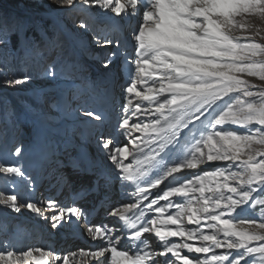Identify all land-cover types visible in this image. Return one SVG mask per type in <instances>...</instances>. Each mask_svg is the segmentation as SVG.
I'll use <instances>...</instances> for the list:
<instances>
[{
    "label": "snow or ice",
    "instance_id": "6c2138e0",
    "mask_svg": "<svg viewBox=\"0 0 264 264\" xmlns=\"http://www.w3.org/2000/svg\"><path fill=\"white\" fill-rule=\"evenodd\" d=\"M56 2L66 6L74 4V0ZM94 3L120 17L121 24L137 20L132 29L134 55L131 59L125 55L124 65L116 70L118 73L124 66H132L126 69L129 82L124 87L127 96L123 107L125 110L133 107L134 96L149 102V107L143 109L145 113L155 105L154 111L159 115L153 123L143 125H130L126 117L119 128L151 130L158 139L147 143H157L158 148L138 161V168L132 169L123 163L129 155L127 147L111 149L113 140L103 142V148L111 152L108 159L116 166L119 178L136 186V199L111 210L110 215L121 222L114 230L102 226L88 229L93 240L103 241L96 250L81 249L78 254H71V261L68 256L61 258L40 249L19 255L6 251L0 253V264H27L33 251H39L41 256L36 264H51L53 257L55 261L62 259L63 264H175L169 253L180 264H241V261L249 264L246 257L253 254H260V264H264V243L249 246L253 241L264 242V219L256 221L242 216L243 206L250 202L253 208L257 204L264 206V199L252 196L258 191L256 186L264 192V87L242 78L255 77L264 82V43L256 39L264 40V35L258 27L249 33L252 26L246 22L250 17L264 20V0H94ZM111 19L106 17L108 21ZM80 27L87 28V24L82 23ZM234 31L245 35L234 36ZM6 39L10 37L5 29L0 33V43ZM104 42L110 45L113 40L105 36ZM116 45L119 50L118 37ZM115 56L113 52L103 66L109 68ZM153 75L157 79L143 87L147 83L144 77ZM26 79H12L7 83L22 84ZM154 91L155 95H150ZM164 93H169L170 98L160 101L157 97ZM134 108L133 115L142 110L140 104ZM84 115L103 120L93 111H86ZM130 143L138 147L135 140ZM254 145L261 147L254 148ZM21 151L15 149L17 155ZM176 153L179 155L175 159L162 163ZM213 161L230 164L183 178L176 175ZM151 169H158L156 175L142 180ZM0 173L21 178L25 175L21 167L7 163L0 164ZM164 181L168 183L159 188ZM151 189L158 191L153 194ZM225 191L232 195L225 196ZM149 196L153 198L149 200ZM173 196L186 199L174 203L169 200ZM160 200L168 201L167 205L158 206ZM145 201L148 202L145 204ZM0 204L17 212L21 207L34 213L41 211L32 203L19 202L16 195L0 196ZM172 208L176 211L168 212ZM220 208L224 211L217 212ZM64 211L78 219L81 215L73 207L62 210L53 219L59 222ZM222 216L229 218L221 219ZM185 220L188 225L198 227L185 229ZM202 222L211 229L210 233L199 227ZM238 224L246 227L238 229ZM52 226L55 228L57 224ZM145 234H152L159 243ZM172 237L183 240L170 241ZM188 241L210 243L194 246ZM221 247L236 251L216 254L214 249ZM181 249L213 254L203 259L189 258L181 255Z\"/></svg>",
    "mask_w": 264,
    "mask_h": 264
},
{
    "label": "rangeland",
    "instance_id": "374dc122",
    "mask_svg": "<svg viewBox=\"0 0 264 264\" xmlns=\"http://www.w3.org/2000/svg\"><path fill=\"white\" fill-rule=\"evenodd\" d=\"M106 17H111V21L106 20ZM246 22L252 26L249 33L258 27L261 34L264 35V20L250 17ZM82 23L87 24V28H81ZM136 25L135 18L121 24L120 17L101 9L94 3V0L92 2L74 0L73 6L59 5L56 0H0V33L6 29L7 36L10 37V39H6V42L0 43V164L7 163L21 167L25 174L21 178L5 176L0 173V196L16 195L19 202L32 203L40 208L39 206L44 203L42 194L47 196V193L43 191L45 187L42 183L48 180V174L43 175L42 172H44L45 163H49L52 157H55L52 159L54 163L58 158L62 161L61 166L54 164L55 167L51 168L60 174L57 176L58 180L51 179L56 190H60L58 198L49 201L55 205L63 193L67 192L68 194L74 188L72 182L64 178V174L68 171L64 172L65 168L70 169L74 163H70L67 157H74V154H77L75 148L67 142L73 143L76 148L81 146L86 149L90 154L82 153V156L86 155L91 161L92 155H95L96 160L100 164H104L105 170L109 172L113 171L111 168L113 163L108 159L111 152L102 146L104 141L127 138L125 143L131 152L150 147L152 153L153 149L158 148L157 143H147L149 140L158 139L151 130L126 131L119 128L117 131L115 126L126 117L129 119L130 125L134 123L151 124L159 115L154 111L155 105L151 106L152 110L145 113L143 109L149 107V102L134 96L132 97L133 107L128 110L123 107L127 96L124 87L129 82V72L126 69L132 66L126 65L124 70L118 73L116 70L118 66L124 65L125 55L129 59L134 55L132 29ZM232 35L242 37L245 33L234 31ZM24 36H27L28 40L23 39ZM105 36L112 39L113 43L106 44ZM117 37L120 43L119 50L116 45ZM256 39L260 43H264V40H259V37ZM113 52L116 53V56L112 58L110 67L105 68L103 65ZM146 71L151 70L146 69ZM50 73H54V75ZM25 77L27 79L22 84L7 83L8 80L25 79ZM242 78L257 87H264V82L255 77L245 76ZM144 79L147 83L143 87L146 88L157 77L155 75L145 76ZM158 89L159 82L156 84V90ZM150 95H155V91ZM117 96H120L117 100L118 103L115 102ZM157 98L163 101L165 98H170V94L164 93ZM108 101H111L118 109L117 114L122 112L120 117H117L118 122L116 123L109 121L110 115L105 109ZM136 104H140L142 110L133 115ZM86 111L101 112L98 114L103 117V120L97 121L85 116ZM196 123L199 125V121ZM226 127L235 126L226 125ZM132 140L136 141L138 147L132 146L130 143ZM253 147L260 148L261 146L254 145ZM16 148L22 150L21 154L15 153ZM110 148L114 149L112 144H110ZM67 150L72 151L68 152ZM181 151H183L182 146ZM176 155L179 153L166 157L162 163H168L169 160L175 159ZM75 157L79 158L80 154L78 153V156ZM75 162L81 164L80 160ZM67 164L69 165L67 166ZM90 164L92 163L89 162L88 166ZM229 164L230 162L213 161L211 164L201 165L197 169H184L176 175L183 178L185 175L201 173L202 170L212 171L218 167H228ZM114 167L116 168L115 165ZM48 172L50 176L54 175L52 171ZM61 176H63L62 179ZM114 180L117 197L121 194V182L119 179ZM86 183L87 181L82 182L84 185ZM167 183L168 181H164L159 188H164ZM68 186H70V190L67 189ZM256 187H258V191L252 196L264 199V192L259 191V186ZM52 193L51 191L50 194ZM224 195L232 194L225 191ZM185 199L180 196L169 198L174 203L183 202ZM35 200L36 203L38 202V206L35 204ZM64 201L56 204L55 208L63 206L65 209H70L73 207ZM250 203L243 206L245 208V212L242 214L243 218L256 221L264 219V215H262L264 206L257 204L253 208ZM174 209H168V212H175L176 209ZM221 211L224 209H217V212ZM106 212L107 210L104 214ZM108 213L106 214L108 215ZM37 214L39 213L31 212L27 207H21L17 212L0 204V253L14 251L19 255L22 252L35 249L54 254L57 252L41 246L39 235L41 228H45L46 224L45 222L42 224L36 222L37 220L43 221ZM228 218V216L221 217V219ZM32 223L36 226H30ZM208 223L215 222L208 221ZM168 227L175 228L174 225ZM183 227L196 229L198 226L188 225L185 220ZM199 227L206 234L211 232V229L207 228L203 222ZM240 227L246 226L238 224L237 228ZM38 230L40 231L38 232ZM218 238L223 239L222 236ZM172 239H180L178 242L183 240V238L177 237H172ZM156 243L159 242L156 241ZM188 243H197V246H200L202 243L210 242L188 241ZM258 243L264 242L253 241L249 246ZM159 250L162 249L157 251ZM180 251L182 256L199 259H203L206 255L210 257L213 254L212 252L207 254L188 252L186 249ZM235 251L226 247L214 249L216 254L235 253ZM33 252L36 254L35 261L40 260L39 251ZM168 256L176 264H180V261L171 257L170 253ZM246 259L249 264H260L262 258L260 254H253L252 257H246ZM27 264H31V261L29 260ZM241 264L244 262L241 261Z\"/></svg>",
    "mask_w": 264,
    "mask_h": 264
},
{
    "label": "bare ground",
    "instance_id": "6f19581e",
    "mask_svg": "<svg viewBox=\"0 0 264 264\" xmlns=\"http://www.w3.org/2000/svg\"><path fill=\"white\" fill-rule=\"evenodd\" d=\"M119 98H120V96H117V99L115 100L116 103H118L117 100H119ZM105 109L108 112V114L110 115L109 121H112L115 123L118 122L117 117H120L122 112L117 114L116 112L118 109H116V107H114V104H112L111 101H108V104L105 105ZM98 113H101V112H98ZM103 116H105V114H103ZM119 124H117V123L115 124L117 131L119 129ZM112 140L114 141V143L112 144L113 147H116V146L128 147V146H126V143H125L128 140L127 138H124V139H116L115 138ZM80 148H82V147H80ZM77 151L80 154V157L79 158L76 157V161L80 160L81 164L79 165V164H76L78 162L70 161V163L74 162L73 167H75L74 164H76V167L73 169V167L70 166V169L65 168V170H64V172L66 170H68L67 173L64 174L65 175L64 178L71 181L74 188H73V190L68 192V194H67V192L63 193V196L60 197V200L55 202V205L64 201V197H65L64 202H66L70 205H73V207L77 208L78 211L81 212L80 210H82L83 208H80V204L84 205V202H86V199H89V203L93 202L90 205V207H88L89 209H91L90 210L91 213H96L95 209L98 206V204L100 206L99 212L94 217H86L85 224H83L82 226L80 225L82 222H84L81 220L82 215H80V217L78 219L76 216L69 215V213L67 211H64L62 218L59 220V222H57L56 220L53 219V217L60 216L61 211L66 210V209L63 206L55 208L56 206L53 203L49 202L51 200L57 199L59 196V192L57 193L54 191L55 190L54 188H51L49 193H47V197H45V199L43 197V202H44L43 204L45 206H43V205L39 206L40 207L39 209H41V212H39V214H37L38 216H41L43 221H41V220L36 221V222H39L41 224L45 222V224H46V227L42 229L44 239L41 241V243H42L41 246L42 247L45 246L47 248L55 250L54 252L57 251L55 253V256H59L61 258H63L64 256H68L70 261L72 260L71 254H73V253L78 254L81 249H83V250H96L99 246L102 245L103 241L101 239H96V240L92 239V235L88 231L89 228L95 229V227L102 226V227H106L108 229L114 230L118 226V224L121 222L118 221L117 217H113V216L109 215L110 213L107 215L106 213L111 212V210L114 207H120L124 204L134 202L136 199V186L134 184H129V182H127V181L121 180L119 178V175H118V170L114 167L113 164H112L113 167H111V168H113L112 172L106 171L105 170L106 167L104 168L103 164H98L99 171L97 172V175L94 176L93 178L89 179V181H92L90 189H87V188L85 189L83 187V189L85 191L84 190L80 191L83 179L86 178V170L88 171V169L91 166L92 167L95 166V169H96L97 164H95V161H94V158H96L95 155H93L91 157L92 161L86 155L82 156V153L88 152V151H86V149L84 150L82 148V149L77 150ZM128 151H129V155L127 156L126 159H123V163L125 165L130 166L132 169H136L139 167V164L137 162L143 161L145 159L146 154H151L150 147L149 148H146V147L141 148L139 150H134L132 152H131V149L130 150L128 149ZM53 158H55V157H52V159ZM70 158H72V157H70ZM52 159L49 161V163L56 165L57 163L62 162V161H60V158H58L57 162H55V163ZM96 161L99 162L98 160H96ZM89 162L92 163V164H90V166H88ZM69 164H67V166ZM157 171H158V169H151L148 172V175L146 177L142 178V180H147L148 178L155 176ZM58 175H60V174H58ZM58 175H51V177L56 179ZM116 176H118V177H116ZM62 177L63 176H61V179H62ZM114 179H119L121 182V184H120L121 185V189H120L121 194H119V196H117V197L115 195L116 194V188L114 186V183H115ZM94 183H98L99 185H102L101 189L99 191V192H101V193H99L100 194L99 196H96L94 194ZM88 185L89 184H86L85 187ZM117 187H118V185H117ZM67 189L70 190V186H68ZM113 189H114V192H111ZM51 191L53 193L55 192L56 195L53 193L50 194ZM150 191H153V194H155L158 191V189H151ZM50 196H51V198H50ZM97 197H98V201H99L98 203H96V201L94 200V198H97ZM152 197L153 196H150L149 200H151ZM147 202L148 201H145L144 203L146 204ZM37 203L35 200V204H37ZM167 203H168V201L161 200L160 202L158 201V206H161L163 204L166 206ZM37 206H38V204H37ZM44 207H47V208L43 209ZM73 207H71V208H73ZM108 207H111V208L104 214V211ZM153 214L154 213H150V215H153ZM62 220H65L66 222L62 221ZM48 223H50V224H48ZM54 223L57 224V226L55 228L52 226ZM30 226L33 227V226H36V224L32 223ZM82 227L86 228L85 234L83 236L88 240L86 243L82 242V240H83V237L81 235L82 233H79V235L77 234V237L79 239L74 238L75 236L72 235V233L76 232V230L79 232L82 231V229H83ZM145 236H148L151 241H156V238L154 236H152V234H145ZM169 240L170 241H177V242L180 241V239H172V238H169ZM193 245L197 246V243H193ZM118 247H122V245H118ZM35 256H36V254H34V252H33L32 258L30 259L31 264H34L36 262ZM157 259L163 260L164 258L163 257H157ZM51 264H63V260L61 259L60 261H55L54 257H53V258H51Z\"/></svg>",
    "mask_w": 264,
    "mask_h": 264
}]
</instances>
